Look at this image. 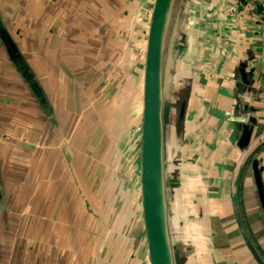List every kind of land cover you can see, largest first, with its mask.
Listing matches in <instances>:
<instances>
[{
    "label": "crops",
    "instance_id": "1",
    "mask_svg": "<svg viewBox=\"0 0 264 264\" xmlns=\"http://www.w3.org/2000/svg\"><path fill=\"white\" fill-rule=\"evenodd\" d=\"M152 3L0 0L16 47L0 38V264H80V200L101 217L139 193L142 209ZM166 70V205L187 232L175 263L264 264V0H184Z\"/></svg>",
    "mask_w": 264,
    "mask_h": 264
},
{
    "label": "water",
    "instance_id": "2",
    "mask_svg": "<svg viewBox=\"0 0 264 264\" xmlns=\"http://www.w3.org/2000/svg\"><path fill=\"white\" fill-rule=\"evenodd\" d=\"M169 0H153L144 56L140 130V196L149 264H176L166 205L164 159V29ZM0 38L15 44L0 17Z\"/></svg>",
    "mask_w": 264,
    "mask_h": 264
},
{
    "label": "rangeland",
    "instance_id": "3",
    "mask_svg": "<svg viewBox=\"0 0 264 264\" xmlns=\"http://www.w3.org/2000/svg\"><path fill=\"white\" fill-rule=\"evenodd\" d=\"M183 4L184 0H178L176 4L175 18L173 26L171 27L169 41L170 52L165 56V72L173 59L178 30L181 24ZM136 44L135 40L133 45L128 43L129 52L133 51L134 55H138L139 53V48ZM99 70V74L103 78L108 81L112 80L109 75L111 73L110 70H106L104 67ZM133 184L137 190L135 183ZM129 205H131L130 201ZM98 206H93L90 201L80 200L77 206L78 208L76 209L77 212L71 217V223L78 225L71 232V239L78 241L80 264H149L139 193L135 194L133 205L130 206L131 208L129 207L126 214L122 209L119 212H110L109 215H101V217L96 213L93 215V212L98 211ZM174 206L175 204L173 203ZM178 214V209H173L170 214L171 219L169 220L173 240L177 243L175 244L176 247L173 244V248L180 250V246L183 247L184 234L187 232L184 226L177 223ZM190 219L188 221H191L192 225H194L193 219ZM93 228L96 231L93 232Z\"/></svg>",
    "mask_w": 264,
    "mask_h": 264
},
{
    "label": "bare ground",
    "instance_id": "4",
    "mask_svg": "<svg viewBox=\"0 0 264 264\" xmlns=\"http://www.w3.org/2000/svg\"><path fill=\"white\" fill-rule=\"evenodd\" d=\"M177 1L178 0H169L168 6H167L166 23H165V29H164V39L166 43V47L164 51L166 54L170 52L169 41H170L171 27L173 26V23H174Z\"/></svg>",
    "mask_w": 264,
    "mask_h": 264
},
{
    "label": "built area",
    "instance_id": "5",
    "mask_svg": "<svg viewBox=\"0 0 264 264\" xmlns=\"http://www.w3.org/2000/svg\"><path fill=\"white\" fill-rule=\"evenodd\" d=\"M192 218H193V220H195V217L194 216H192Z\"/></svg>",
    "mask_w": 264,
    "mask_h": 264
}]
</instances>
